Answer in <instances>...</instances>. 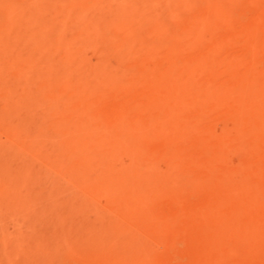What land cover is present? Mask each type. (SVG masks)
<instances>
[{
  "label": "rangeland",
  "instance_id": "rangeland-1",
  "mask_svg": "<svg viewBox=\"0 0 264 264\" xmlns=\"http://www.w3.org/2000/svg\"><path fill=\"white\" fill-rule=\"evenodd\" d=\"M50 1L64 5L57 15L66 31L47 49L48 59L68 56L89 90L76 96L58 86L49 93L38 77L34 89L44 101L22 139L0 131V264H264V0H231L238 2L224 17L207 11V0H130L137 38L119 56L116 42L126 29L109 19L129 7L128 0ZM94 9L106 18L100 39L85 24ZM191 19L202 26L188 29ZM189 60L198 64L184 92ZM0 62L4 78L22 68L7 57ZM171 65L176 70L168 75ZM250 67L256 93L240 79ZM163 81L183 93L166 99L157 85ZM56 95L62 113L50 107ZM73 105L80 115H69ZM14 150L36 173L23 190V182L9 187L13 169L20 170L5 166ZM86 159L93 160L90 171ZM102 160L110 176L99 172L107 166ZM91 225L99 226L96 233ZM133 237L145 243L138 252Z\"/></svg>",
  "mask_w": 264,
  "mask_h": 264
},
{
  "label": "bare ground",
  "instance_id": "bare-ground-1",
  "mask_svg": "<svg viewBox=\"0 0 264 264\" xmlns=\"http://www.w3.org/2000/svg\"><path fill=\"white\" fill-rule=\"evenodd\" d=\"M31 1V0H30ZM54 1V0H52ZM132 1V0H131ZM141 1V0H140ZM213 0H207L206 4H207V11H210V9L214 10L220 17H224L226 16L228 13H230L232 11V8H233V5L236 4L238 1H226V0H216L215 3H212ZM63 2V1H62ZM61 2V3H62ZM126 2V0H125ZM128 2L130 3V0H128ZM136 2V1H135ZM64 3V2H63ZM72 2L70 1V4ZM123 3V2H122ZM122 3H120V5H122ZM128 3V4H129ZM58 2H51L50 0L48 1H33V2H24L22 3L20 1V3H13V1L11 2L10 0H0V58L1 57H7L12 63L16 64L17 65L19 64L20 67L22 68H17L15 69L18 74L16 75L15 78H4V76H2V64L0 62V91H2L1 93L3 94V99L2 101H0V131H2L4 133V135L6 136V138H10V139H16L20 136L21 132L24 131L26 129V125L30 123L32 117L34 116V111H35V108L37 105L43 103V99L41 98V96L43 94L40 95L39 93V89L36 90L34 89L35 88V85L36 83L33 82L34 79L40 77L44 80V84L42 85V87H40V89H43V87H46V90L50 92V90L53 88L55 89L56 87L59 86V88H62V90L67 86V89H64V91L67 92L68 90V87H69V95H71L70 93H73L74 95L76 96H80L82 94H84L86 91H88V85L89 83L87 84V82L85 80H83L81 77H79V75H77V70H76V67L75 65H73L69 59V57L67 56H63V58L59 59L56 61V63H53L50 59H48V56L50 54L49 51H47V49L49 48V46L51 44H54L55 46L57 45L58 43V38L61 36H63L65 34V31H66V28L64 26V22H63V19L61 17H59L57 15V9H59L60 11H64V5L62 4H59V7H57L58 5ZM67 4V3H66ZM65 4V5H66ZM68 4V5H70ZM73 4V3H72ZM124 4V3H123ZM133 4V2H132ZM216 4V5H215ZM119 5V4H118ZM119 5V6H120ZM125 5V4H124ZM123 5V6H124ZM127 5V3H126ZM125 5V8L127 7ZM131 3L129 4V7H127L126 9H124L123 7V10L120 11L119 13H117L114 17H112L111 19H109V24L111 26H115V28H122V29H126V33L124 32V35L122 36V38L120 39L118 37V40L116 43L117 44V47L116 48V55L119 56L123 51H127L129 48L128 47H131L132 44L134 43L135 39L137 38V34H135V30H136V24L134 25V20L136 19V16L138 18V15L135 13L136 12V9H134V6L131 5ZM118 8H121V6ZM67 7V6H66ZM71 8V7H70ZM74 8V7H73ZM69 9V8H68ZM75 9V8H74ZM73 9H71L72 11ZM119 10V9H118ZM263 10V9H262ZM67 12L70 14V19H74L75 22H78L77 20V17L73 15V12ZM135 11V12H134ZM55 12V13H54ZM262 12V11H261ZM92 14V15H91ZM91 17H85V24L90 26L91 28H93V31L95 32L94 33V36H99L101 33H102V26L104 25V21L106 20L105 18V15L103 16L102 13H100L99 11L95 10L91 13ZM264 14V13H263ZM76 18V19H75ZM137 22V21H136ZM203 24V23H202ZM110 25H108L109 27H111ZM201 25V24H200ZM200 25L196 24V21L195 19H191L189 21H187V26H188V29L190 28H197L199 29L200 28ZM202 26V25H201ZM112 28V27H111ZM86 30V28H85ZM119 30V29H118ZM114 33V36H115V32ZM120 33V32H119ZM107 34V33H106ZM105 34V36H106ZM102 35V34H101ZM111 35V33L109 34ZM90 36V34L88 35V37ZM108 36V35H107ZM106 36V37H107ZM93 37V36H92ZM92 37L90 36L91 38V43H92ZM102 37V36H100ZM111 37V36H110ZM86 39V36L84 37ZM99 38V37H97ZM105 38V37H104ZM109 38V37H107ZM115 38V37H114ZM96 39V38H93V40ZM100 39V38H99ZM98 39V40H99ZM111 39V38H109ZM108 39V40H109ZM113 39V38H112ZM111 39V40H112ZM102 40V39H101ZM101 40L98 41L99 44L103 43ZM110 40V41H111ZM115 40V39H114ZM114 40L112 41L113 43ZM101 41V43H100ZM107 41V40H106ZM108 41V42H110ZM94 42V41H93ZM95 42H97V39L95 40ZM111 43V42H110ZM112 43V45H113ZM115 43V44H116ZM60 46L61 43H59ZM93 45L96 46L97 43H92ZM98 44V47L100 46ZM107 44V43H106ZM114 44V45H115ZM92 45V46H93ZM111 45V44H109ZM114 45H113V48H114ZM95 46H93V48H95ZM52 47V46H51ZM111 47V46H109ZM250 47V46H249ZM51 49V48H50ZM246 49V48H244ZM248 49V48H247ZM208 50H211V48H209ZM249 50V49H248ZM255 50V49H254ZM252 51V50H251ZM249 53V51H247ZM247 54V53H246ZM250 54V53H249ZM188 59V58H187ZM49 61V62H48ZM187 62V68H184L183 70V74H184V79L181 83V90L184 91V92H187L183 89H185L187 83L191 78H192V75H193V67L195 65L198 64V61H192V60H189V61H186ZM192 63V64H191ZM173 64V63H172ZM13 65V64H12ZM186 66V65H185ZM182 67V66H181ZM15 68V67H14ZM176 67H174V65H171V68L169 69V74L168 75H171L173 72H174V69ZM51 69H54L56 71H54L53 74H51L50 76L51 77H46L44 76L46 74V72H48L49 70ZM176 70V69H175ZM112 71V70H111ZM110 71V72H111ZM51 73V72H50ZM252 73V68H247L246 71L244 72V74L240 77L241 79V82L244 81L246 84L249 83L248 81V76H250L249 74ZM170 81V80H169ZM168 81V82H169ZM250 81H251V78H250ZM32 82V83H31ZM165 82V83H164ZM243 82V83H244ZM111 83V82H110ZM173 82H169L166 83V81H163L160 82L159 84H157L158 86H162L164 89H165V95H166V99L168 98H173L175 96H179V93H183L182 91L180 92L178 88H173V86L171 87V84ZM35 84V85H34ZM175 84V83H174ZM177 84V85H176ZM175 86L177 87H180L178 86L179 84L176 83ZM254 84V83H253ZM253 84H250V87L253 86ZM34 86V87H32ZM39 86V85H38ZM91 86V85H90ZM36 88H38L36 86ZM90 88V87H89ZM248 88V90H249ZM247 89V88H246ZM252 90H255V88H251ZM251 89L249 91H251ZM261 89H263L264 91V87H262ZM247 90V92H249ZM19 91H21L22 93H24L23 91H25L26 93L23 94L25 95L23 98H18V96L21 94V93H18ZM55 91V90H54ZM41 92V91H40ZM62 92V91H61ZM65 92V93H66ZM246 92V93H247ZM257 91L255 90V93ZM0 93V95H2ZM17 93H18V96H17ZM43 93V92H42ZM64 93V94H65ZM252 93V91H251ZM249 92L248 96L251 94ZM54 94V93H53ZM245 94V93H244ZM22 96V95H21ZM73 96V95H72ZM74 96V97H76ZM181 96V95H180ZM183 96V95H182ZM247 96V97H248ZM68 97V96H67ZM65 97V98H67ZM70 97V96H69ZM245 97H246V94H245ZM78 98V97H77ZM42 99V100H41ZM245 99V98H244ZM247 100H249L250 98H246ZM62 96L59 97L58 95L55 96V99L52 100L53 102L50 103V107H53L55 109H57L58 112H61V108L63 107V104L64 102H62ZM74 100V99H73ZM217 99L215 98V101ZM246 103H245V102ZM243 104L245 106H249L250 105L247 103L246 100H243ZM249 102V101H248ZM243 104H241L240 106H242ZM254 104V103H253ZM252 104V105H253ZM262 106V105H261ZM260 106V108H261ZM49 107V106H48ZM77 106H74L72 107V110H70L69 112V115H80V111H78ZM263 107V106H262ZM77 108V109H76ZM243 108V107H242ZM253 108V107H251ZM257 108V107H256ZM259 108V107H258ZM264 109V108H263ZM244 109H241L240 108V112L243 111ZM254 110L256 112L257 109H255V106H254ZM246 112V111H244ZM62 113V112H61ZM59 114V113H58ZM258 114V113H257ZM61 115V114H60ZM255 122V121H253ZM75 128H78L80 130L83 129V127H85V125H74ZM24 129V130H23ZM2 133V134H3ZM22 135V134H21ZM254 135V134H253ZM21 139H22V136H20ZM20 139V138H19ZM175 139V138H174ZM22 141V140H21ZM1 142H2V139H1ZM0 142V143H1ZM16 142V141H15ZM26 143V142H25ZM32 142L29 144H25L27 146H29L30 148L29 149H32L31 146L33 147L32 151L34 150V146ZM23 144V146H25ZM17 145H15L16 147ZM26 146V148H28ZM14 147V148H15ZM20 149H22L20 146H18ZM25 148V149H26ZM1 149V148H0ZM15 152V153H14ZM13 153H10V161L9 162H4L3 163H6V165H12V166H20V170H17V169H13L14 171L16 170V173L14 178L13 176L12 179H10V184L9 187H13L15 184V186L19 187V185L17 184L18 182L22 183L23 182V185L21 186V189L23 190L22 187H24V182L28 180H26V178L28 177V175L30 174H33L35 175L36 173L34 171H31V168H30V164H26L27 161H30L28 158L25 159L24 155H21V151H18L21 152L19 153L18 155L16 154V151L14 150ZM26 153H30V152H26ZM23 154V153H22ZM33 155V153H32ZM2 156V155H1ZM3 159V158H2ZM9 159V158H8ZM4 160V159H3ZM87 162L85 163L86 167L88 168V170H92L93 169V160L92 159H86ZM104 162L103 160L101 161V163ZM31 163V162H30ZM100 163V162H99ZM100 163V164H101ZM107 162H104V165H107V166H103L102 169L99 170V172L101 171L102 173L110 176V166L109 164H106ZM28 165V166H27ZM33 165V164H32ZM2 166V165H1ZM7 166V167H8ZM34 166V165H33ZM32 167V166H31ZM10 168V167H9ZM1 170H4L2 168H0ZM12 169V167H11ZM34 169V168H33ZM38 168H35V170L37 171ZM86 169V168H85ZM0 170V172H1ZM7 170V169H6ZM10 171V170H9ZM34 172V173H31V172ZM137 171V170H136ZM135 171V172H136ZM5 171H2V173H4ZM11 172V173H12ZM10 175H14V173H12ZM138 174L140 172H137ZM136 174V173H135ZM31 175V176H33ZM37 176H38V173H37ZM131 176V175H129ZM134 176V175H133ZM132 176V177H133ZM139 176V175H137ZM5 176L2 177V180ZM39 177V176H38ZM149 177V176H148ZM109 178V177H108ZM126 178V177H125ZM136 178V177H135ZM1 179V178H0ZM31 179V178H30ZM29 179V180H30ZM110 179V178H109ZM146 179V178H145ZM40 180V179H39ZM127 181V180H126ZM147 181V179L145 180ZM194 181V180H193ZM1 182V180H0ZM3 182L5 183V180H3ZM8 182V181H7ZM144 182V181H143ZM192 182V181H191ZM3 183V184H4ZM9 183V182H8ZM26 183V182H25ZM145 183V182H144ZM147 183V182H146ZM193 183V182H192ZM195 183V182H194ZM131 184V183H130ZM2 185V183L0 184ZM5 185H7L5 183ZM191 185V184H190ZM203 186V185H202ZM2 186H0L1 188ZM6 189H7V192L10 191L9 187L8 186H5ZM5 187L3 189H5ZM16 188L19 189V188ZM15 189V187H13ZM195 188V187H194ZM221 188V187H220ZM14 189L12 191H14ZM21 190V192H23ZM216 190V189H215ZM5 191V190H3ZM20 191V190H19ZM48 191H51V190H48ZM54 191V190H53ZM207 191V190H206ZM233 191V189L231 190ZM15 193V192H14ZM50 194V192H48ZM8 195H10L9 193H6ZM135 194V193H134ZM133 194V195H134ZM207 194V192H206ZM3 195V194H1ZM15 195V194H14ZM13 195V196H14ZM17 195H18V191H17ZM48 195V194H47ZM4 197L7 196V195H3ZM2 196V198H3ZM50 195H48L47 197L49 198ZM139 196V195H138ZM227 196V195H226ZM10 196H8L9 198ZM15 197V196H14ZM13 197V198H14ZM139 197H142L139 196ZM215 197V196H214ZM12 198V197H10ZM12 198V199H13ZM134 198V197H133ZM138 198V197H136ZM211 198V197H210ZM213 198V196H212ZM216 198V197H215ZM235 198H237L235 196ZM262 198V197H261ZM4 199V198H3ZM19 199V198H17ZM130 199V198H129ZM139 199V198H138ZM219 199V198H218ZM11 200V199H10ZM134 200V199H133ZM227 200V199H226ZM208 201V200H207ZM222 201V200H221ZM224 201V200H223ZM222 201V202H223ZM12 202V201H11ZM14 202V201H13ZM12 202V203H13ZM210 203V200L208 201ZM214 202V201H213ZM216 202V201H215ZM220 202V201H219ZM9 202V204H12ZM212 203V202H211ZM210 203V205H211ZM227 203V202H226ZM225 203V204H226ZM260 203V202H259ZM208 204V203H207ZM213 204V203H212ZM16 205V204H14ZM69 205V203L67 204ZM221 205V204H220ZM71 206V204L69 205ZM207 206V205H206ZM233 206V205H232ZM56 207V206H55ZM214 207V206H213ZM65 209V207H63ZM63 208H60L63 210ZM69 208V207H68ZM216 208V207H215ZM57 209V208H56ZM59 209V208H58ZM59 209V210H60ZM212 209V208H211ZM210 209V210H211ZM214 209V208H213ZM212 209V210H213ZM238 209V208H237ZM231 211V210H230ZM240 212V211H239ZM246 212V211H245ZM205 213V212H204ZM209 213V212H208ZM231 213V212H230ZM245 214V213H244ZM203 215V213H202ZM205 215V214H204ZM232 215V214H231ZM230 215V216H231ZM238 215V214H237ZM203 218V217H202ZM210 219V217H207ZM204 219V218H203ZM249 220V219H248ZM204 221V220H203ZM209 221V220H208ZM236 221V220H235ZM250 221V220H249ZM212 222V221H211ZM220 222V221H219ZM132 223V221H131ZM2 224V223H1ZM136 224V222H135ZM205 224V223H204ZM131 225V224H130ZM198 225V224H197ZM195 225V226H197ZM201 225V224H200ZM206 225V224H205ZM204 225V227H205ZM210 225V224H209ZM208 225V226H209ZM237 225V224H236ZM212 226V225H211ZM90 229L88 230H92L93 229V232L97 231L98 230V227H96V225H94ZM130 227V226H129ZM136 228V227H135ZM190 229V228H189ZM198 229V228H197ZM200 229V228H199ZM235 229V227H234ZM135 230V229H134ZM210 230V229H209ZM212 230V229H211ZM215 230V229H214ZM236 230V229H235ZM191 231V230H190ZM226 231V230H225ZM99 232V231H98ZM127 232V231H126ZM234 232V231H233ZM51 233V232H50ZM49 233V234H50ZM88 233V231H87ZM96 233V232H95ZM200 233V232H199ZM207 233V232H206ZM213 233V231H212ZM212 233L210 235H212ZM129 234V233H128ZM218 234V233H217ZM220 234V233H219ZM89 235H93V233L89 234ZM132 236V234H130ZM128 235V236H130ZM209 237L212 239L211 242L217 240V239H214L212 237L214 236H210ZM222 235V234H221ZM221 235H217L218 237H220ZM50 237H48L49 239L50 238H54L55 236L53 235V237H51V234L49 235ZM138 236V235H137ZM217 236L215 238H217ZM223 236V235H222ZM46 237V236H45ZM46 237V239H48ZM208 237V238H209ZM197 238V237H196ZM209 238V239H210ZM240 238V237H239ZM263 238V237H262ZM12 239V238H11ZM136 238H132L130 239L131 242V246L133 245L135 247V250L137 248H143L144 244L142 241H138L136 242L135 240ZM137 239H140V236L137 237ZM202 239V238H201ZM207 239V237H206ZM214 239V240H213ZM234 239V238H233ZM16 239H14V242L16 243L15 241ZM141 240V239H140ZM173 240V239H172ZM175 240V239H174ZM173 240V241H174ZM187 240V239H186ZM193 240V238H192ZM196 240H199V239H196ZM232 240V239H231ZM243 240V238H242ZM20 241V240H19ZM145 241V240H144ZM195 242V240H193ZM210 241V240H209ZM249 241V240H248ZM14 242H12V244H14ZM22 242V241H20ZM139 242H142L143 246L139 243ZM175 242V241H174ZM239 242H241V240H239ZM199 243V242H198ZM214 243V242H213ZM217 243V242H216ZM264 243V242H263ZM18 245L20 243H17ZM128 244V243H126ZM215 244V243H214ZM244 244V243H243ZM15 245V244H14ZM13 245V247H14ZM22 246V244H20ZM101 245V244H100ZM129 245V244H128ZM127 245V246H128ZM262 245V244H261ZM17 246V250L18 248H21ZM130 246V245H129ZM128 246V247H129ZM136 246H138L136 248ZM212 246V245H211ZM210 246V247H211ZM236 246V245H235ZM260 246V245H259ZM16 247V246H15ZM23 247V246H22ZM215 247V245H214ZM248 247V246H247ZM130 248V247H129ZM128 248V249H129ZM260 248V247H259ZM14 249V248H13ZM16 249V248H15ZM23 248H21L22 250ZM131 249H133V247L130 248V250H128V252L132 251ZM16 250V251H17ZM138 250V249H137ZM136 250V251H137ZM142 250V249H140ZM211 250V249H210ZM247 251V250H246ZM135 252V251H134ZM138 252V251H137ZM13 253V252H12ZM17 254V253H16ZM15 254V255H16ZM129 254H132V253H129ZM260 254V253H259ZM15 255L13 257H15ZM18 255V254H17ZM22 255V254H21ZM23 256V255H22ZM243 256V255H242ZM246 255H244L245 257ZM18 257V256H17ZM16 259V258H15ZM21 259V258H20ZM11 260V257L10 259ZM23 263L25 260L21 259ZM11 262H15L14 260ZM19 264V262H17ZM20 263V264H21ZM97 263V262H96ZM7 264H10V263H7ZM16 264V263H14Z\"/></svg>",
  "mask_w": 264,
  "mask_h": 264
}]
</instances>
